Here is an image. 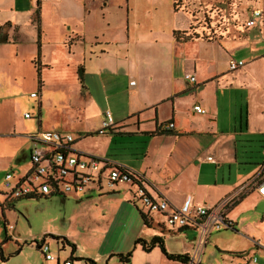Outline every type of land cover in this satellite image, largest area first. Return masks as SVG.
<instances>
[{
    "label": "crops",
    "instance_id": "crops-1",
    "mask_svg": "<svg viewBox=\"0 0 264 264\" xmlns=\"http://www.w3.org/2000/svg\"><path fill=\"white\" fill-rule=\"evenodd\" d=\"M251 3L264 9V0H251ZM86 6V0H0V14L6 15L0 16V23L5 22L0 25V39L3 38L0 45L20 43L22 33L16 20H30L31 13L35 10L32 24H37L39 29L35 68L40 77L41 88L42 72L46 68L58 63L82 62L79 65L83 70L81 81L87 95L85 101L79 103L83 116L101 115V103L107 107L108 98L118 94L112 93L115 87L118 90V77L128 80L129 95L124 113L118 114L108 107L106 112L111 114L114 125L103 135L98 134L102 122L94 130L78 128L79 135L73 136L74 148L136 173L143 179L148 193L154 199H165L176 208L197 205L211 209L228 197L234 201L225 213L226 225L218 229L208 225L207 229L194 227L174 231L163 225V217L159 214H149V226L144 224L141 214L146 215V212L134 199V188L128 183L118 184L114 189L104 187L102 193L93 192L99 197L115 198L123 208L133 209L132 212L129 209L128 217L134 229L126 234L125 243L116 251L102 253L92 259L79 258L76 256V249L70 255L77 259L92 260L95 264H108L114 259L113 264H123L115 255L132 252L129 264H182L168 260L158 248L146 253L140 245H134L137 239L149 241L161 236L166 251L174 255H187V264H264V199L255 190L260 175L259 168L263 163L264 91L260 92L253 80L256 64L263 60L264 54L253 57L243 73L238 69L230 71L227 68L231 56L238 49L249 47L252 53L259 52L260 48L257 46L264 40L263 12L254 27L246 26L248 32L240 39L237 38L238 31L235 30L234 23L224 18L225 21L218 28V35L205 37L197 31L193 34V39L178 42L174 33L190 29V20L186 15H181L178 19L169 18L167 30L149 29L147 34L134 37L130 36L128 22L126 36L119 49L115 46V41L103 43L97 37L95 49L90 47L91 50L86 51V42L80 33L65 27L66 23H71L76 28L77 22L86 21ZM65 8H71L74 14H70V11L61 15V10ZM48 9L60 15L55 19L59 41L48 48L44 55L41 25L38 23H41L39 12L43 15ZM173 13L178 14L174 10ZM5 25L15 26L20 37L9 42L7 33L1 30ZM253 29L258 30V35L250 37ZM65 30L69 33L64 34ZM73 37L80 40L68 45ZM102 45L108 48L104 49ZM238 45L240 46L237 47ZM142 46L150 47L152 51L142 52ZM129 47L133 48L132 52ZM14 50L8 49L7 53L19 68V53L17 50L14 53ZM222 64L224 68H221ZM52 71L58 72L50 68L48 73L51 74ZM65 72L63 70L58 73L64 75ZM187 75L194 76L195 82L186 80ZM87 81L91 84L97 82L98 86L95 88L103 93V98L98 100L94 97L89 84H85ZM109 81L113 83L112 90L108 88ZM130 82H134V85L131 86ZM9 89V92L6 90L2 93L4 99L10 98L16 90L13 87ZM231 91L244 93L245 115L242 108L239 112L233 108L231 98L225 99V108H220V95H227ZM37 97L30 98L35 100ZM44 102H48L47 97ZM195 106L203 109L204 113H197ZM41 108L42 102L39 105V109ZM31 118V115L30 118L24 117L28 120ZM169 122L174 124L172 131L163 132L159 129ZM118 136H133L140 140L137 147V155L140 157L136 166L111 154V147ZM30 137L26 139L30 140ZM30 142L26 165H21L19 158L14 161L19 168H24L22 174L15 177L12 171L6 173L12 174L13 185L30 172V152L35 146L31 140ZM6 146L0 142V149H5ZM208 157L212 161H208ZM0 171L5 169L0 167ZM5 193L7 192L0 190L3 202L6 200ZM46 264H60V260L56 258Z\"/></svg>",
    "mask_w": 264,
    "mask_h": 264
},
{
    "label": "rangeland",
    "instance_id": "rangeland-1",
    "mask_svg": "<svg viewBox=\"0 0 264 264\" xmlns=\"http://www.w3.org/2000/svg\"><path fill=\"white\" fill-rule=\"evenodd\" d=\"M86 4L84 14L86 21H76V28H73L71 23L65 25V27L73 29L72 31L77 30L80 33L86 42V51L90 47L95 49L94 43L97 37L103 43L115 41L114 44L119 49L122 39L126 36L128 22L130 36L134 37L147 34L149 29L167 30L170 23L169 18L174 20L180 18L181 15H186L190 20L188 35L193 37V34L199 31L205 37H213L219 34L218 28L227 19L230 23H234L235 30L238 31L237 38L240 39L248 32L246 22L250 13L259 10L264 15V9L251 3V0H175L174 8L173 0H86ZM173 10L178 14H174ZM68 12L74 14L71 8L61 10L60 14ZM0 16L6 15L0 14ZM58 16L60 15L52 9L43 12V15H40L39 12L41 23L38 24L41 25V44L44 55L48 48L59 41L57 21L55 20L59 18ZM34 17L35 10L31 13L30 20L25 18L16 20V25L20 27V33H22L21 37L15 26L5 25L1 29L7 33L9 42L20 37V43L0 45V56H2L0 59V85H2V88L0 87V142L7 145L5 149H0V167L5 169V171H0V190L3 192H7L3 184L5 174L12 171L15 177H18L24 171V168H19L15 164V159L19 158L23 166L29 160L31 142L26 139L27 137L47 130L67 132L76 137L79 135L78 128L94 130L99 122H103L104 113L108 107L118 114L124 113L129 95L128 80L118 77V90L115 87L112 92L118 94L108 98L107 107L101 103L102 114L83 116L79 103L85 101L87 95L84 83L79 80L77 73V68L82 64L81 61L75 64L49 65L51 67L42 72L43 87L41 88L40 77L35 68V66L37 67L38 28L37 24H32ZM4 23H0V25ZM134 24H137L136 27ZM67 33L69 31L65 30L64 34ZM255 35H258V30H251L250 37ZM1 39L3 38L1 37ZM78 40L80 38L73 37L68 45L75 44ZM68 45L66 46L68 47ZM102 46L104 49L108 48ZM257 47L260 48L258 53H252L247 47L238 49L231 56L232 61L243 64L238 68L241 73L245 72L246 66L251 63L253 57L264 54V40L260 41ZM8 49H15L20 54V56L18 54V59L21 62V67H16L15 61L7 53ZM128 49L133 51L131 47ZM140 51L148 53L152 51V48L142 46ZM120 52L123 53L125 50ZM67 65L68 69H66ZM50 68L51 70L56 69L58 72L63 70L66 72L64 75H59L58 72L53 73V71L50 74L48 73ZM221 68H224L223 64ZM255 71L253 80L257 83L258 90L263 93L264 58L256 64ZM85 84H89L96 99L103 98V93L95 88L98 86L96 81L92 84L87 81ZM9 86L16 90L11 96L6 95L10 98L4 99L2 93H5L6 90L9 92ZM112 86L113 83L109 81L108 88L111 89ZM32 93L38 96L37 99L33 100L29 97ZM109 94L111 93L109 92ZM45 97L48 98L47 103L44 102ZM229 98H231L233 108L238 112L242 108L245 115L244 93L231 91L227 92V95H220L221 109L225 108V99ZM40 102H42L41 109H39ZM25 114L31 115L32 118L24 119ZM113 117L116 118L114 113ZM139 144L140 140L136 137L118 136L111 147V154L136 166L137 159L140 157L137 155ZM35 146L37 148L44 147L39 144ZM6 199L11 202V206L4 210V214L0 209V245L3 244L6 236L9 237V241L2 245L7 261H0V264H46L52 262L44 260L37 247L41 244H48L50 254L55 260L59 258L60 264H62L65 259L69 258L71 249L64 245L60 239H54L49 235L68 239L75 245L76 256L79 258H97L102 253L119 249L125 243L126 234L134 229V225L128 217L130 208H123L115 198L99 197L95 192H92L89 197L82 196L80 198L71 194L32 199L6 197ZM0 202L4 203L1 195ZM137 203L141 209L147 212V209L139 201ZM130 211L132 212L133 209ZM134 212L139 217L136 209ZM126 230L128 233L124 234ZM19 249L20 251L17 252ZM256 258L261 262L258 257ZM82 260L74 262V264H84ZM114 262L115 259L108 264Z\"/></svg>",
    "mask_w": 264,
    "mask_h": 264
},
{
    "label": "built area",
    "instance_id": "built-area-1",
    "mask_svg": "<svg viewBox=\"0 0 264 264\" xmlns=\"http://www.w3.org/2000/svg\"><path fill=\"white\" fill-rule=\"evenodd\" d=\"M262 17V12L254 10L246 22L247 27H254L257 20ZM241 62L229 61V70L235 71L242 67ZM190 83L195 82L192 75L185 76ZM134 85V82H130ZM30 97H36L32 93ZM197 113H204L203 109L195 106ZM25 118L30 115L25 114ZM114 125L109 112H105L104 119L98 134L103 135ZM160 130L170 132L174 129L172 122L161 125ZM33 144L44 145L37 148L34 146L30 152L31 169L28 175L13 185L12 174L4 176V186L7 189L5 196L10 199L25 197H47L51 195H74L79 198L87 196L93 191L102 193L104 187L114 189L118 184L128 183L134 188V199L139 201L147 209L149 214H159L163 217V225L166 228L178 231L186 228L214 226L220 228L225 224V213L233 204L234 199L228 197L216 207L208 209L203 206L186 205L176 208L165 199H154L147 191L143 179L136 173L126 168L114 166L104 159L87 155L74 148V137L70 133L57 131H39L30 137ZM263 163L260 165V175L256 182L255 190L264 199V143L262 148ZM212 161L211 157L207 158ZM229 224H227L228 226ZM45 261H53L48 244L39 246ZM71 257L65 259L62 264H74ZM86 264V263H84Z\"/></svg>",
    "mask_w": 264,
    "mask_h": 264
},
{
    "label": "trees",
    "instance_id": "trees-1",
    "mask_svg": "<svg viewBox=\"0 0 264 264\" xmlns=\"http://www.w3.org/2000/svg\"><path fill=\"white\" fill-rule=\"evenodd\" d=\"M175 0H173V8L175 6L174 4ZM38 33H39V29H38ZM174 36H175V39L178 41V42H186L188 40H191L194 38V35L192 37V35H188L187 32H175L174 33ZM82 67L80 66L78 68V76H79V79L81 80V77H82ZM26 199H32V198H38L36 196H32V197H25ZM11 206V202L8 201L7 199L4 201V203H2L0 205V208H1V211L2 213L4 212V210H6L7 208H9ZM142 216V219H143V222L146 226H149V223L147 222L148 220V216H146L145 214H141ZM50 237L54 238V239H57V240H61L63 242L64 245L68 246L70 249H71V254L74 253L76 247L73 243H70L66 238L64 237H59V236H52V235H49ZM9 241V237H5L4 239V242H7ZM0 245V261L1 262H5L7 261L6 257L4 256L3 254V250H2V245ZM134 245H140L142 250L146 253H149L151 250H153L154 248H158L160 250V252L170 261H175V262H180L182 264H187L189 262V257L187 255H174V254H170L166 251L165 249V246H164V241H163V238L161 236H156V237H153L151 238L149 241H145L143 239H137L134 243ZM37 246H40V245H37ZM62 249H64L62 247ZM19 250H17V252H19ZM114 256V255H113ZM117 258L120 259V262H122L123 264H129L130 263V258L132 256V252H128L127 254L125 255H115ZM70 257L74 260V261H80L82 259H77V258H73L72 255H70ZM86 262H89V263H92V264H95L92 260H89V259H84Z\"/></svg>",
    "mask_w": 264,
    "mask_h": 264
}]
</instances>
